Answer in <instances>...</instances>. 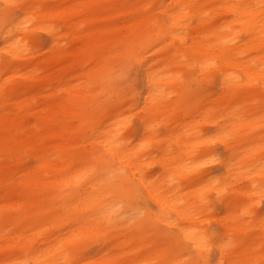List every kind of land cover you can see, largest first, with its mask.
<instances>
[{
  "label": "bare ground",
  "instance_id": "obj_1",
  "mask_svg": "<svg viewBox=\"0 0 264 264\" xmlns=\"http://www.w3.org/2000/svg\"><path fill=\"white\" fill-rule=\"evenodd\" d=\"M0 2V264H264V0Z\"/></svg>",
  "mask_w": 264,
  "mask_h": 264
},
{
  "label": "rangeland",
  "instance_id": "obj_2",
  "mask_svg": "<svg viewBox=\"0 0 264 264\" xmlns=\"http://www.w3.org/2000/svg\"><path fill=\"white\" fill-rule=\"evenodd\" d=\"M0 5H3V3H1L0 2ZM47 39H48V36H47V34L46 33H43V32H41V33H38V35H37V40L40 42V43H45L46 41H47ZM133 73H132V71L129 73V75L131 76ZM135 125L136 126H138V123L137 122H135ZM211 130V129H210ZM220 143H217V142H215V143H213V150L214 151H216V152H223V146H221V144L219 145ZM219 168V165L218 164H208L206 167H205V169L207 170V171H214V170H217ZM158 166L157 165H154L153 167H152V172H156V171H158ZM258 212H261V213H263L264 212V199H261V203H260V205H259V207H258ZM215 228H217V229H219V226H217V225H213Z\"/></svg>",
  "mask_w": 264,
  "mask_h": 264
}]
</instances>
